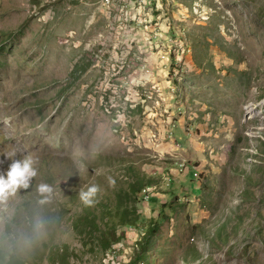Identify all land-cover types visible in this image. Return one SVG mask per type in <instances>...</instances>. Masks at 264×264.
Wrapping results in <instances>:
<instances>
[{
  "label": "rangeland",
  "instance_id": "obj_1",
  "mask_svg": "<svg viewBox=\"0 0 264 264\" xmlns=\"http://www.w3.org/2000/svg\"><path fill=\"white\" fill-rule=\"evenodd\" d=\"M4 151L39 160L0 209L11 229L46 221L27 264H264V0H0L6 173ZM128 166L148 179L129 190L137 223H106ZM87 210L109 247L77 221Z\"/></svg>",
  "mask_w": 264,
  "mask_h": 264
},
{
  "label": "clouds",
  "instance_id": "obj_2",
  "mask_svg": "<svg viewBox=\"0 0 264 264\" xmlns=\"http://www.w3.org/2000/svg\"><path fill=\"white\" fill-rule=\"evenodd\" d=\"M16 151H4L11 163L5 172L0 171V209H3L20 189H28L32 179L38 175L39 160L31 155L16 159ZM4 160H0L3 164ZM35 191L37 203L44 205L51 202L54 188L48 183H39ZM100 192L97 185L79 193L81 201L90 206ZM47 236L46 221L41 215H35L28 227L11 229L0 225V264H27L28 258Z\"/></svg>",
  "mask_w": 264,
  "mask_h": 264
},
{
  "label": "trees",
  "instance_id": "obj_3",
  "mask_svg": "<svg viewBox=\"0 0 264 264\" xmlns=\"http://www.w3.org/2000/svg\"><path fill=\"white\" fill-rule=\"evenodd\" d=\"M127 169L131 170L129 177H131L132 175L134 176L133 180L132 178L129 180L130 189L127 190V189L122 188L121 198L119 197L114 207L109 206L104 202L103 203L99 202V204L102 206V215H101L102 220H105L103 217L105 213L109 216L108 219H110L111 218L110 216L114 215L113 211H115L118 214L119 222L121 224H134L135 225L137 223L136 222L137 216L135 213V208H129L127 205V202L129 199L130 191L134 193L141 192L143 187L148 183L147 182L148 179L145 178L144 176H138V174L136 173V169L132 166H128ZM190 176H192V174ZM96 218H97V214L90 210L84 211L82 214L76 215L77 221L81 225H83V227L85 228L84 229L85 232L92 233L95 231H99V233L97 234H94V233L92 234L99 237V241L100 243H102L104 248L109 247L111 244V241L114 239H117V237L115 236L114 229L111 228L109 232L108 231L106 232L105 228H101L99 226L100 224L98 223V221H96ZM105 222L107 223V219L105 220ZM156 226H157V223L153 222L151 225H148L146 227L144 233L138 239L137 246L134 249V252L132 255L134 257L132 261L147 260V257H148L147 256V249H148L147 246L151 242V236L156 231ZM28 264H31V263L29 262Z\"/></svg>",
  "mask_w": 264,
  "mask_h": 264
},
{
  "label": "built area",
  "instance_id": "obj_4",
  "mask_svg": "<svg viewBox=\"0 0 264 264\" xmlns=\"http://www.w3.org/2000/svg\"><path fill=\"white\" fill-rule=\"evenodd\" d=\"M104 2L107 4L109 2V0H104ZM145 190L148 189V187H144Z\"/></svg>",
  "mask_w": 264,
  "mask_h": 264
}]
</instances>
